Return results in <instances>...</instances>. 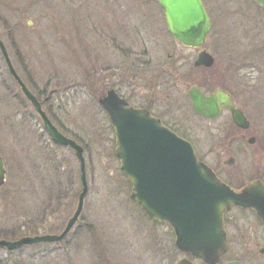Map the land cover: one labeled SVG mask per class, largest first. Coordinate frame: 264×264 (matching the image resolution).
<instances>
[{
    "label": "rangeland",
    "instance_id": "obj_1",
    "mask_svg": "<svg viewBox=\"0 0 264 264\" xmlns=\"http://www.w3.org/2000/svg\"><path fill=\"white\" fill-rule=\"evenodd\" d=\"M203 1L213 23L205 49L215 60L206 77L193 69L196 52L177 46L162 31L154 34L166 27L155 0H0V37L21 78L40 95L53 124L83 147L87 183L81 221L64 241L12 251L0 248V264H177L185 258L168 229L156 227L131 199L132 187L122 174L114 132L99 100L110 85L119 88L122 81L130 85L132 76L141 79L147 74L144 68L131 67L123 57L127 53L108 43L115 33L109 25L123 19L129 30L128 38L118 41L123 51L138 43L139 31L155 51H168L175 64L182 62L174 84L178 79L182 83L187 78L195 83L219 79L246 89L252 94L248 114L263 129L264 10L253 0ZM165 59L171 60L168 53ZM181 86L177 83L174 92L161 91V98L168 94L176 99L170 110L187 124L183 119L188 115L180 109ZM189 126L193 131L182 134L201 136L196 144L199 153H206L208 162L228 182L242 185L264 178L260 141L237 147L218 144L208 124ZM260 135L263 140L264 131ZM0 154L7 171L0 189V240L61 234L78 206L80 162L74 151L51 140L8 73L1 52ZM230 159L234 160L231 166L226 164ZM60 194L63 197L58 198ZM36 224L37 232H27ZM254 243L232 245L223 261L241 260L251 250L254 259L242 260L264 264L259 252L264 244L258 248Z\"/></svg>",
    "mask_w": 264,
    "mask_h": 264
},
{
    "label": "water",
    "instance_id": "obj_2",
    "mask_svg": "<svg viewBox=\"0 0 264 264\" xmlns=\"http://www.w3.org/2000/svg\"><path fill=\"white\" fill-rule=\"evenodd\" d=\"M157 1L173 37L186 47L200 48L205 45L212 22L202 0ZM254 1L264 9V0ZM0 51L10 75L40 116L51 140L75 152L80 162L82 181L78 207L60 235L23 237L14 242L0 240V248L14 250L42 243H59L69 235L83 212L87 194L84 149L60 132L50 120L42 104L16 71L1 37ZM214 61V57L203 50L196 65L212 67ZM220 93L207 98L195 87L188 91V96L194 110L211 119L220 113L219 104L226 103L233 112L235 124L247 128L249 123L243 113L234 107L227 95L220 102ZM100 104L111 118L121 171L132 185L131 199L149 218L167 223L175 230L178 249L201 258L207 264H217L228 248L223 215L235 206L253 208L264 224V183L255 181L242 192H235L198 160L189 142L166 129L147 111L129 107L114 91L102 98ZM233 162L230 159L228 164ZM6 181L7 171L0 155V189ZM178 264L192 263L185 259ZM228 264L240 263L234 261Z\"/></svg>",
    "mask_w": 264,
    "mask_h": 264
},
{
    "label": "flooded vegetation",
    "instance_id": "obj_3",
    "mask_svg": "<svg viewBox=\"0 0 264 264\" xmlns=\"http://www.w3.org/2000/svg\"><path fill=\"white\" fill-rule=\"evenodd\" d=\"M155 1H156V4L160 7L158 1L157 0ZM160 11H161V16L163 18V21L166 27L161 28V29L159 27L158 30H154V32H156L154 34H159L158 32L162 31L161 33L162 34L165 33L170 38H172L176 42L177 46L183 49H186V50H191V51L196 52L197 56L195 60L193 61V69L199 75H200V72L202 71V74L200 76L206 77L207 72L210 71L212 67L196 65L199 54L203 50H205V46L200 47V48H191V47L184 46L181 42H179L175 37H173L169 33L166 17L161 7H160ZM119 20L118 22L117 21L115 22L114 26L111 24L109 25V28L114 29L115 33L113 34V39L110 38V40H108V43L109 42L111 43V45L114 47V50H118L124 54L127 53V55H123V57L125 58V61L127 60V63H129L131 67L133 68L137 67L138 69L144 68L147 74L144 78H141V79L138 78L136 75L132 76V78L134 79H131L132 82L129 83L130 85H125L124 81L121 82V86L119 88L116 86L110 85L109 91H107L106 95H104L103 97L107 96L109 92L114 91L120 97L121 100H124L127 103L129 107L136 109V110L147 111L152 118L160 121V123L166 129L177 134L179 137L189 142L194 147V150L197 154L198 159L202 163L207 165V167H209L214 172L217 178L221 182L225 183L231 189H234L237 192H241L245 187H247L252 182L261 181L262 183H264V178L254 179L253 181H250L249 183L242 184V185L241 184L234 185L228 182V180L225 179L221 173H219L217 167H213L208 162L207 160L208 157L206 156V153L205 154L199 153L196 144L201 141V136L195 133L193 135L182 134L183 132L193 131V127L189 126L190 123L194 122V125L198 126V128L201 127V123H204V124H208L209 126L213 128L211 135L212 137L218 138V144H230L233 147H237L241 144H245L246 141L250 145L256 144L257 141H260L262 144H264V139L260 140V136H261L260 132L264 131L263 130L264 128L263 129L257 128L254 125V121L248 114V109L246 108V107L251 106L249 97L252 94L251 93L248 94L246 89L241 88L240 90V88L233 86L232 84L228 82L221 83L219 79H216V80L213 79L211 80V82L206 81L202 83H195L189 80V78L186 79V82L182 83V81L178 79L180 82H177V83L182 85L181 86V98H180V101L182 102V104L180 106V109L182 111L185 109L184 114L188 115L185 117V119H183V122L184 120H186L187 122H190L187 124H182L180 120H177L174 117L172 110H170L171 106L175 103L174 101L176 99H170L168 94H164V97L161 98V95H163L161 94V91L168 92L171 90L174 92V90L177 89L176 88L177 83L174 84L172 80L177 79L175 74H177V71L180 69L179 67L182 66V62H177V64H175L176 61L174 60L175 59L174 56H171L168 51H163V52L155 51L152 48V45L149 43V41H146L145 38H143L142 35L139 33V31H136V30L135 31L137 32L136 37L138 38V43L137 44L132 43L130 46H128L130 49L129 51H123L125 49L122 47V42L121 44H119L118 41L122 40L121 37H126L127 39L129 35V30H128L127 21L125 22V20L123 19H119ZM94 27L96 30L97 26L95 25ZM167 53H168V56L171 57L170 61H167L165 59V54ZM173 55H175V53ZM133 71H135L136 74L138 73L136 70L132 69L131 72ZM210 75H213V74L210 73ZM215 77L217 76L215 75ZM133 80H135V83L137 81V83L133 84ZM134 87H136V89ZM195 87L198 88L200 92L207 98L212 97V96H217L218 92H221L220 94L222 95V99L220 100V102L224 100L223 97H226L225 95L229 96L231 103L234 105V107L237 110H240L243 113L245 119L249 123V126L247 128H242V127L237 126L234 122L233 112L229 107L226 106V103L219 104L220 113L215 118L211 119V118L198 114L194 110L192 101L190 100L188 96V91ZM251 87L252 88L254 87V83H252ZM144 92H146L145 94H147L148 96H144L143 95ZM151 97H154V98H151ZM105 113H106V117L109 123L111 124L112 130L114 132L110 116L108 112L105 111ZM251 140H254V141L251 143ZM226 164L231 166L234 164V162L233 164H228V162ZM60 191L62 192L63 190L61 189ZM80 194L78 196V201H79ZM59 196L63 197L62 194H60ZM223 219H224V228L226 232L229 249H228L227 254L221 257L218 264H226L232 261H238L241 264H246V262L243 260H250V261L253 260L255 255L253 253H250L251 250H248V252L246 251L245 253L241 255L243 256L242 258L243 260L242 259L241 260L230 259L226 263L223 261L228 256L232 245L238 244V246H240V245H246L248 243L255 242L254 244H256L259 248L260 243L263 242L264 244V224L258 217L255 210L235 207L231 211L225 213ZM80 221L81 220L79 219L76 226L80 223ZM151 222L156 227L162 226L168 229L170 238L171 239L172 237L174 238V242L176 246V241H177L176 232L169 224L157 223L155 221H151ZM256 230L257 232H255ZM179 252L185 256V258L181 259L179 262L186 259L192 264H195V262H199L200 264H207L201 258L188 256L185 252L180 251V250ZM259 252L262 256H264V247L261 248Z\"/></svg>",
    "mask_w": 264,
    "mask_h": 264
},
{
    "label": "trees",
    "instance_id": "obj_4",
    "mask_svg": "<svg viewBox=\"0 0 264 264\" xmlns=\"http://www.w3.org/2000/svg\"><path fill=\"white\" fill-rule=\"evenodd\" d=\"M257 8H259V10H261V11H263L260 7H258L257 6ZM33 92V91H32ZM34 93V92H33ZM35 95H36V93H34ZM37 96V98L39 99V101L41 102V104L43 105L44 104V102L42 101V99L40 98V95H36ZM50 117V116H49ZM59 188H60V186H59ZM58 189V188H57ZM58 198L60 197L59 195L57 196ZM40 219L42 220V217H40ZM38 224V223H37ZM35 225V227L33 228V230H31V228L29 229V227H28V231L27 232H29V231H33V232H37L38 231V229H39V227H38V225ZM27 234V233H26ZM28 234H30V233H28ZM6 264H7V262H6Z\"/></svg>",
    "mask_w": 264,
    "mask_h": 264
}]
</instances>
